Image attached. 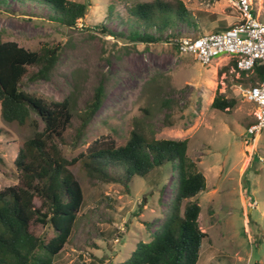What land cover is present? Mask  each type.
Segmentation results:
<instances>
[{
	"label": "rangeland",
	"instance_id": "rangeland-1",
	"mask_svg": "<svg viewBox=\"0 0 264 264\" xmlns=\"http://www.w3.org/2000/svg\"><path fill=\"white\" fill-rule=\"evenodd\" d=\"M70 1L86 6L84 19L71 28L31 0L0 4V42H16L29 51L60 46L50 80H24L21 89L48 104L70 97L69 142L94 91L100 84L104 88V100L84 138L76 146H61L63 156L69 161L96 140L121 146L135 130L157 140L187 141V156L206 180L205 190L192 199L200 206L199 227L206 234L197 264H264V128L257 138L246 133L255 120V105L241 92L256 79L251 73L242 77L223 56L201 66L174 45L180 38L222 31L217 28L238 20L234 11L222 0H159L173 7L183 3L189 23L142 31V22L130 9L156 0ZM252 2L264 22V0ZM101 26L111 34L102 33ZM132 30L153 34L159 41L130 42ZM216 97L236 105L227 112L214 110ZM165 101L167 106L162 105ZM32 134L27 127L5 122L0 112V190L19 183L13 161ZM70 170L82 189L84 207L53 264L124 262L137 243L148 242L158 230L176 190L170 165L146 178L134 176L128 190L88 178L80 164ZM34 205L40 208L41 202L35 200ZM30 231L45 242L53 236L35 221Z\"/></svg>",
	"mask_w": 264,
	"mask_h": 264
},
{
	"label": "trees",
	"instance_id": "trees-1",
	"mask_svg": "<svg viewBox=\"0 0 264 264\" xmlns=\"http://www.w3.org/2000/svg\"><path fill=\"white\" fill-rule=\"evenodd\" d=\"M6 1L0 0V4ZM31 1L46 6L54 20L66 28L76 27L85 17L86 6L81 3ZM130 14L142 22V31L161 32L176 21L189 23V13L181 2L175 7L159 0L138 3L130 9ZM228 28L230 26H223L217 30ZM142 31H130L128 40L144 44L159 41L153 34ZM101 32L111 34L103 26ZM115 35L123 36L122 33ZM60 51L59 45H43L29 51L16 42H0L1 117L33 133L18 147L13 161L19 183L0 190V264H53L69 242L84 207L82 189L70 170L76 164H80L88 178L120 184L126 190L134 176L146 178L154 169L170 165L176 178V190L163 222L148 242L137 243L130 256L119 264H197L206 234L199 227L200 206L192 199L205 190L206 180L187 156V141L157 140L135 130L121 146L96 140L84 153L68 161L60 147L76 146L84 138L90 119L104 100L103 86L96 88L80 115L72 143L66 137L73 118L70 97L48 104L21 89L24 80L28 83L50 80ZM229 62L234 68L235 61ZM247 74L249 72H240L242 77ZM251 74L256 79L252 84L255 85L262 79L263 68L255 65ZM167 104L162 102L163 106ZM235 105L232 99L216 97L211 108L227 112ZM35 200L41 202L40 208H35ZM33 221L51 230L52 238L45 242L33 235L30 231ZM145 225L150 229L148 223Z\"/></svg>",
	"mask_w": 264,
	"mask_h": 264
},
{
	"label": "built area",
	"instance_id": "built-area-1",
	"mask_svg": "<svg viewBox=\"0 0 264 264\" xmlns=\"http://www.w3.org/2000/svg\"><path fill=\"white\" fill-rule=\"evenodd\" d=\"M236 14L237 21L222 31L198 34L174 41L182 55H190L201 66L214 58L234 60L237 72L251 73L255 67L263 68L262 79L241 90L245 101L255 105V120L246 133L254 137L264 128V22L258 20L252 0H222Z\"/></svg>",
	"mask_w": 264,
	"mask_h": 264
},
{
	"label": "bare ground",
	"instance_id": "bare-ground-1",
	"mask_svg": "<svg viewBox=\"0 0 264 264\" xmlns=\"http://www.w3.org/2000/svg\"><path fill=\"white\" fill-rule=\"evenodd\" d=\"M258 136V135H257ZM257 136H256V138H257ZM256 138H255V141H256Z\"/></svg>",
	"mask_w": 264,
	"mask_h": 264
},
{
	"label": "crops",
	"instance_id": "crops-1",
	"mask_svg": "<svg viewBox=\"0 0 264 264\" xmlns=\"http://www.w3.org/2000/svg\"><path fill=\"white\" fill-rule=\"evenodd\" d=\"M234 23H235V22H234ZM234 23H232V24H234ZM232 24H231V25H232ZM231 25H230V26H231Z\"/></svg>",
	"mask_w": 264,
	"mask_h": 264
}]
</instances>
